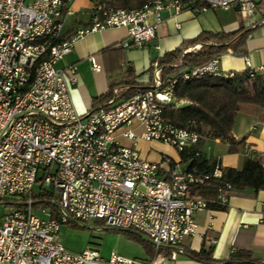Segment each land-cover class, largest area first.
Wrapping results in <instances>:
<instances>
[{"label":"built area","instance_id":"obj_1","mask_svg":"<svg viewBox=\"0 0 264 264\" xmlns=\"http://www.w3.org/2000/svg\"><path fill=\"white\" fill-rule=\"evenodd\" d=\"M72 1L0 0V264H169L180 252H164L196 235L193 214L226 208L233 188L228 183L214 186L224 169L216 161L211 171L200 168L197 162L203 155L195 149L201 137L166 122L161 111L185 105L173 97L177 80L229 78L232 73H221L215 57L162 80L155 63L149 89L123 100L115 90L109 106L80 114L70 99L76 69H57L56 64L78 39L106 29L126 31L125 49L144 47L156 37L163 10L177 15L184 10L235 8L250 24L264 0H151L140 9L93 0L88 24L65 37ZM150 16L154 22L148 25ZM90 60L92 70L99 71L101 66ZM246 69L250 77L264 74V66L251 68L247 63ZM133 123L141 127L140 134L131 129ZM118 131L132 147L116 141ZM139 140L186 155V167L180 169L170 159L147 162L134 147ZM242 154L259 159L264 169V154L247 144ZM38 181L50 207L35 210L33 189ZM202 187L215 194L198 195ZM78 223L135 231L151 245L154 256L141 260L111 253L104 259L94 249L70 252L56 242L57 234L61 226Z\"/></svg>","mask_w":264,"mask_h":264},{"label":"crops","instance_id":"obj_2","mask_svg":"<svg viewBox=\"0 0 264 264\" xmlns=\"http://www.w3.org/2000/svg\"><path fill=\"white\" fill-rule=\"evenodd\" d=\"M92 8L93 0L72 1L65 18V37L88 24ZM161 18L156 37L141 48H123L127 34L121 28L90 33L75 42L70 53L56 64V68L73 66L76 69L77 83L70 93V99L77 113L90 111L92 101L106 95L110 87L119 91L120 95L122 90L116 87L128 81L138 86L150 85L153 64L201 33L229 34L241 29H253L245 42L244 54L237 55L227 50L219 57V69L221 73L228 74L244 71L247 63L251 68L264 66V1L257 6L250 24L241 18L235 8L203 13L184 10L177 15L173 11L163 10ZM153 22L152 16L146 20L148 25ZM91 58L101 66L99 71L92 70ZM131 129L136 134L141 133L137 123H133ZM120 132L115 134L116 141L124 147H132L133 144L123 139ZM232 136L236 141L249 145L258 155L264 154V110L244 106L236 115ZM242 145L230 151V146L225 142L203 140L196 149L205 159L218 162L223 169L240 170L245 159ZM134 147L147 162L161 163L164 159H170L180 169L186 167L188 158L182 160L173 148L165 144L139 140ZM193 220L197 226L196 235L184 238L179 248L195 253L211 249L216 261H226L232 252L245 251L253 259L264 262V191L233 190L228 195L226 208L196 212ZM169 264L199 263L179 254Z\"/></svg>","mask_w":264,"mask_h":264},{"label":"trees","instance_id":"obj_3","mask_svg":"<svg viewBox=\"0 0 264 264\" xmlns=\"http://www.w3.org/2000/svg\"><path fill=\"white\" fill-rule=\"evenodd\" d=\"M151 0H114L113 5L122 9H140ZM192 0H183V2ZM106 2V0H103ZM253 29H241L235 33H201L195 39L184 42L179 48L166 53L158 60L157 65L161 69V79L179 77L181 73L199 67L212 58L220 57L227 50L234 54L242 55L245 52V42L253 32ZM198 47V50H193ZM179 64V65H178ZM178 65V66H174ZM122 90L118 99H129L138 93L150 88L138 86L128 81L117 86ZM115 88L110 87L106 95L92 101V109L107 107L113 99ZM173 97L175 100L185 102L182 107L175 108L173 105L163 107L161 114L163 119L176 128L196 132L203 140H220L233 147L240 146L243 141H236L232 136L235 118L244 106H252L264 110V74H256L250 77L249 70L232 73L229 78H217L206 76L201 79L183 83L177 80L173 86ZM197 150V149H195ZM182 160L188 157L182 155ZM198 166L205 171H211L214 162L205 159L203 156L197 162ZM221 183H228L233 190H253L254 192L264 191V169L261 168L260 160L245 158L240 170L224 169L221 180L215 182V187ZM197 194L204 197H211L215 194L214 189L204 187L197 189ZM48 194L43 191L34 196L33 208L35 210L50 207L46 201ZM219 209V208H216ZM224 209V208H222ZM128 238L142 244L148 259L154 254L151 245L143 236L135 231L126 230ZM180 252L181 255L199 264H264L252 258L249 252L235 251L229 255L226 261L213 259L212 250L202 249L195 253L177 249H167L165 256L171 252Z\"/></svg>","mask_w":264,"mask_h":264},{"label":"rangeland","instance_id":"obj_4","mask_svg":"<svg viewBox=\"0 0 264 264\" xmlns=\"http://www.w3.org/2000/svg\"><path fill=\"white\" fill-rule=\"evenodd\" d=\"M38 178H41V173ZM40 190L41 184L38 181L33 189L34 195H38ZM56 242L73 253L94 249L104 259L111 253L137 259L146 257L141 243L128 238L122 231L105 229L96 223L63 225L59 229Z\"/></svg>","mask_w":264,"mask_h":264}]
</instances>
